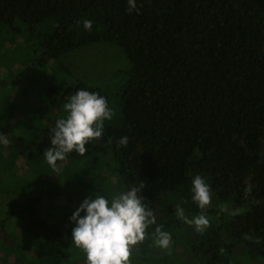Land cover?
Returning <instances> with one entry per match:
<instances>
[{
	"label": "trees",
	"instance_id": "1",
	"mask_svg": "<svg viewBox=\"0 0 264 264\" xmlns=\"http://www.w3.org/2000/svg\"><path fill=\"white\" fill-rule=\"evenodd\" d=\"M136 5L130 13L128 0H0V42L24 37L31 46L36 32L41 49L8 63L32 72L54 61L60 75L37 94L29 129L14 136L18 125L8 122L2 136L0 115V264H87L69 218L87 198L78 187H93L84 177L95 171L114 175V197L140 189L155 221L129 264H264V0ZM27 24L32 34L23 33ZM15 39L6 44L19 48ZM97 43L127 60L112 79L75 76L60 61ZM81 89L105 97L114 115L84 155L72 152L53 168L44 157L52 129ZM52 169L62 174L51 180ZM196 175L210 188L204 209L192 200ZM178 205L187 219L177 217ZM201 214L209 220L202 233L188 222ZM157 227L171 235L167 249L155 243Z\"/></svg>",
	"mask_w": 264,
	"mask_h": 264
},
{
	"label": "clouds",
	"instance_id": "2",
	"mask_svg": "<svg viewBox=\"0 0 264 264\" xmlns=\"http://www.w3.org/2000/svg\"><path fill=\"white\" fill-rule=\"evenodd\" d=\"M128 11L137 10L136 0H128ZM83 28L91 32L93 22L85 20ZM66 118L56 121L52 129L50 145L44 157L49 166L55 168L57 161H63L72 152L84 155L85 145L101 138L104 121L111 120L114 113L109 108L105 97L95 92L78 90L64 105ZM127 137H122L120 145L127 144ZM140 189L130 188L121 192L110 201L97 192L94 197L86 198L69 218L74 225L72 243L86 254L87 264H129L130 249L145 239L146 228L155 221L152 213L146 211ZM192 200L200 209L211 203L209 185L200 175L192 180ZM179 219H187L185 211L176 207ZM195 225L198 232H204L209 220L204 215L193 217L188 221ZM155 243L167 249L171 243V235L155 229Z\"/></svg>",
	"mask_w": 264,
	"mask_h": 264
},
{
	"label": "rangeland",
	"instance_id": "3",
	"mask_svg": "<svg viewBox=\"0 0 264 264\" xmlns=\"http://www.w3.org/2000/svg\"><path fill=\"white\" fill-rule=\"evenodd\" d=\"M24 32L27 31V34L30 30V25H25ZM32 34V33H31ZM33 35V38H29L32 44L29 46L26 38L11 36L10 39H15L17 42L20 40L21 42L18 44L19 48L16 45L9 44V40L4 42V39L1 38V47L0 53L4 56L1 57V60L7 65L6 69H2L3 65H0V85H6L4 87H0V115L2 117V121H5V124L2 128V136H4L7 129L5 128L6 124L9 122L13 125H18L16 131L14 132V136H18L20 134V127H24L25 129L30 128V124L35 123V120L38 118V111L36 103L38 99L36 98L37 94L44 93L45 90L50 86L52 81H56L60 78L58 70L56 71V62L51 61L45 64L42 69H35L32 72L30 70L18 67L15 70V64L12 63L15 59H18V64H23L27 59H31V57H25L28 54V50L32 49V52L35 50L37 52H41V49L38 46L39 37L36 35V32ZM36 35V36H35ZM33 39V40H32ZM7 43V44H6ZM22 50V51H21ZM43 54V52H42ZM25 57V58H24ZM40 59L39 57H37ZM13 59V61H8ZM17 61V60H16ZM60 61L72 71L73 75L79 77H85L90 80H104V79H112L115 75L120 71L124 70L127 66V60L125 59L121 50L114 46L113 44L108 43H97L84 47H80L77 50H73L70 53H67L60 57ZM26 65V64H25ZM55 66V67H54ZM122 69V70H121ZM12 74V78H10ZM23 77V78H22ZM29 78V81L27 79ZM29 94V96H27ZM3 145V144H2ZM52 169L51 171H53ZM69 172L65 170L64 172ZM56 173L62 174V172L58 169H55L54 175L51 176V180L57 178L58 175ZM97 171L94 173H90V175H85V182L90 183L92 180L96 183L93 184V187L85 188L82 196L90 198L91 192L95 186L101 189L102 195H104L109 201L114 197V194L117 193L118 189L115 186V177L114 175H110L107 173H100L95 176ZM57 176V177H56ZM54 177V178H52ZM97 179V180H94ZM89 180V182H88ZM61 181V180H60ZM92 181V182H93ZM97 184V185H96ZM62 186V184L60 183ZM121 191L127 192L130 188L127 189L120 188ZM77 188L75 189V191ZM98 189L96 190V192ZM85 192V193H84ZM80 196V197H82ZM83 200V199H82ZM172 228H177L176 226H172ZM175 239L177 237L182 238L183 236L176 231ZM164 259V258H163ZM157 264H165L162 259H159Z\"/></svg>",
	"mask_w": 264,
	"mask_h": 264
}]
</instances>
